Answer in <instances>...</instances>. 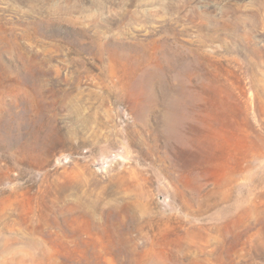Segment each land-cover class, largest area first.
<instances>
[{
    "label": "rangeland",
    "instance_id": "obj_1",
    "mask_svg": "<svg viewBox=\"0 0 264 264\" xmlns=\"http://www.w3.org/2000/svg\"><path fill=\"white\" fill-rule=\"evenodd\" d=\"M0 264H264V0H0Z\"/></svg>",
    "mask_w": 264,
    "mask_h": 264
}]
</instances>
